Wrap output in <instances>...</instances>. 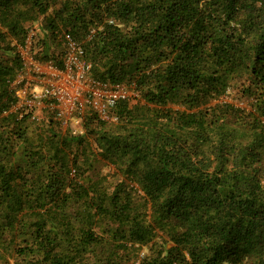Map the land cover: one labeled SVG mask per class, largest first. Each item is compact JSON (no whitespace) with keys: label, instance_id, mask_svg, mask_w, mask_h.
<instances>
[{"label":"trees","instance_id":"obj_1","mask_svg":"<svg viewBox=\"0 0 264 264\" xmlns=\"http://www.w3.org/2000/svg\"><path fill=\"white\" fill-rule=\"evenodd\" d=\"M41 16L42 60L70 34L95 80L139 95L114 122L84 116L96 156L122 174L109 185L71 175L66 150H92L84 136L17 105V45ZM11 252L264 264V0H0V264Z\"/></svg>","mask_w":264,"mask_h":264},{"label":"built area","instance_id":"obj_2","mask_svg":"<svg viewBox=\"0 0 264 264\" xmlns=\"http://www.w3.org/2000/svg\"><path fill=\"white\" fill-rule=\"evenodd\" d=\"M33 26L24 44L17 45L23 62L13 83L19 97L18 106L33 108L38 120L45 117H40L36 108H46L66 128L78 112L81 116L93 112L102 121L114 122L117 120L115 108L118 103L138 100L139 95L132 86L95 80L90 75L91 64L85 59L83 47L70 34H64L63 50L56 54L55 60H42L38 45L41 39L34 42L40 24ZM57 62L63 67H59ZM32 83L36 84L35 89Z\"/></svg>","mask_w":264,"mask_h":264},{"label":"rangeland","instance_id":"obj_3","mask_svg":"<svg viewBox=\"0 0 264 264\" xmlns=\"http://www.w3.org/2000/svg\"><path fill=\"white\" fill-rule=\"evenodd\" d=\"M36 21H38L40 24L44 25V18L41 16L39 17ZM34 28V26H33ZM64 33V31H63ZM43 37V33L40 30H37L35 37H34V42L37 40L39 41ZM61 40V39H60ZM59 40V41H60ZM57 42H50L48 46H50V52L52 53L53 56H55L57 53L60 54L63 50V46H61V43ZM36 84L32 83V88L35 89ZM239 95L237 93H233L230 97L226 99V101L233 102V103H238ZM241 104V103H240ZM38 114L40 117H45L46 115H51L52 112L49 111L46 108L40 109L36 108ZM75 117L72 120V123L68 127H64V131H59L56 130L61 135H66L68 134V131L74 132L76 135H81L86 138L87 141L91 144V149H86L84 150L85 152H81L80 148L78 146H75L76 144H72V146L66 150V157L69 160V170L71 171V175H75L78 173V177L82 176L85 179H98L101 177H104L107 180V185L119 180V178H123L121 175L116 173L117 171L114 169L113 166H111L108 161L102 160L99 156H96L95 150L97 149L96 143L93 141V139L86 133V130L84 128V114L81 116L80 113H76ZM33 133V134H32ZM35 132L34 130L31 131L30 135H34ZM75 134L73 136H75ZM35 137V136H34ZM90 153V155L85 156L86 161L83 160V156L85 154ZM77 157V164H74V158ZM88 161V162H87ZM77 172H76V171ZM141 193V192H140ZM30 217V216H28ZM40 259V256L38 254H31L29 255H24L23 253H15L11 252L8 255L5 256L4 258V263L1 264H37Z\"/></svg>","mask_w":264,"mask_h":264},{"label":"clouds","instance_id":"obj_4","mask_svg":"<svg viewBox=\"0 0 264 264\" xmlns=\"http://www.w3.org/2000/svg\"><path fill=\"white\" fill-rule=\"evenodd\" d=\"M39 23V22H38ZM40 24V23H39ZM40 29H41V24H40ZM43 33V32H42ZM58 54V53H57ZM17 92V91H16Z\"/></svg>","mask_w":264,"mask_h":264}]
</instances>
